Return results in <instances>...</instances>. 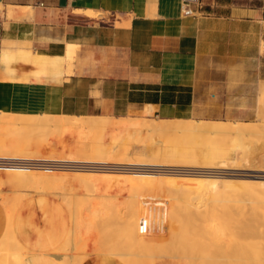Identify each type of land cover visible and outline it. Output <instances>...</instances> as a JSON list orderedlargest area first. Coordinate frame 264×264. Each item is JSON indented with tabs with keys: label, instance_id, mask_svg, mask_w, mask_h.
<instances>
[{
	"label": "crops",
	"instance_id": "obj_1",
	"mask_svg": "<svg viewBox=\"0 0 264 264\" xmlns=\"http://www.w3.org/2000/svg\"><path fill=\"white\" fill-rule=\"evenodd\" d=\"M190 8L185 16L181 0H0V112L262 120L264 0ZM10 10L20 17L8 19ZM47 196L12 213L11 237L25 251L17 264H60L53 253L70 216ZM7 224L0 202V240ZM81 264L124 263L97 255Z\"/></svg>",
	"mask_w": 264,
	"mask_h": 264
},
{
	"label": "rangeland",
	"instance_id": "obj_2",
	"mask_svg": "<svg viewBox=\"0 0 264 264\" xmlns=\"http://www.w3.org/2000/svg\"><path fill=\"white\" fill-rule=\"evenodd\" d=\"M91 13L88 14L85 12L86 15L94 16V14L93 13L91 14ZM73 61H74V59H73ZM1 113H4V112H1ZM21 115L22 114H19V116L17 118H15L16 120L14 119L15 123L16 122L19 123V125H15L16 129L13 126V127L8 128L7 130L5 129V131L4 132L2 131L0 134V161L7 162L8 164H17L18 162L24 163V164L30 163V162H40V163H45L41 166L55 165L54 162L56 163L58 161V159H60L62 157L64 158V156L66 157L68 155V154L66 155V153H69L70 156H72L71 155V153H72L74 155V157H77V155L79 156L80 154L84 153L86 156L88 154V157L91 159H88V161H84V160L78 161V162L74 161L75 164L79 163L82 165V164L90 163L91 161H94V160L95 161L99 160L100 162H97L99 165H96V167L99 168V170L101 171V174L102 173L103 174H110V173H113V171L124 172V171H129L130 169L135 168L132 165H129V163L120 160L121 158H123V156H130V157H134V159L139 157V159L142 158L141 160H144V161H142V163H144V162L145 163L141 164L140 167H138L139 169L148 170L149 168L150 169L156 168L158 170L163 171V174L161 173L162 175L159 174L160 176H163L164 174H173V173H176L177 171H183V172H186L187 174H190L192 172H201L202 171L203 173H207V174L209 173V174H214V175L220 176V178H219V180H221L220 183L222 182V180H225V181L228 180V181H226L228 183V185H226V186H228V187L225 186V184H226V183H224L225 181H223V183H221V184L219 183V185H218L220 189L225 190V191H246V190L254 189L253 185H245V184L239 185L238 182H242L241 180H245V181H249V182L252 180L253 181L254 180L264 181V179L262 178V177H264V168H262V166L264 167V116H262V120H260V121H257L254 123H244L245 125L253 126L258 131H257V133H255L252 136H247V137L242 138L243 144L239 143V142H241V138L237 139V137H235V136H229L228 137V136H214V135H212L213 136L212 137V136H196V135L192 136L190 134L161 135V134L153 133V135L152 134H140V135L133 134V136L132 135L128 136V135L122 133V136L124 137V139L121 137L120 139L117 140L116 138H119L118 136H121V133H119L117 131L112 132L111 130L106 129L102 132H98L95 134L93 133L92 136H90L92 139V142L90 144L83 145L80 143V140L82 141L81 135L76 133V132H73L71 130H66V131L60 132L58 130H53V128H47V125L48 126L53 125V123H54V125L56 124V122L59 120L58 116H47V115L41 114L42 117L44 116V118H45L44 119L40 116V114H38V115H26L27 117L25 115H22V116ZM23 117L26 118L27 121L25 119V122H24ZM63 117H76V116L68 115V116H63ZM98 118H101L103 120H109V119L110 120L111 119L116 120V119H123L125 117H98ZM54 120H55V122H54ZM61 120H62V122L66 123L65 120H63V119H61ZM139 120H141V119H139ZM145 120H147V121L143 120L145 123L173 122V121H168V120L164 121L166 119H159L156 117L152 118V119H145ZM191 120L195 124L211 123V121H203V120L200 121V119H196V118H193ZM23 122H24V125L22 124ZM212 123H215L217 125L222 124L220 122H212ZM231 123H240V122H231ZM30 124H31V126H30ZM240 124H243V123H240ZM44 126H46V128ZM33 127H34V129H33ZM117 134H118V136H117ZM93 136H94V138H93ZM126 136L128 137V139L126 138ZM90 137H88V138H90ZM132 137H133V139H132ZM114 139L116 140V142ZM126 140H129L128 141L129 143ZM96 142H97V144H96ZM233 142H235V143H233ZM236 143L238 145H236ZM239 144H241L240 147H238ZM184 146H185V148H184ZM244 146H246V147H244ZM209 148H212L214 150L215 149L218 150L217 156H221L223 154L224 160H227V162H229L230 164L228 163L227 167L225 166L226 168H224V167L220 166V164H219L220 160H218V162H216V165H214V167H212V168L211 167L207 168L204 166L200 167V164H194V165H188L187 164L186 165L184 163L183 164L181 163V165H184L186 168L184 166L182 168H180L181 167L180 160L191 159V158H196V159L210 158L213 150L212 151L208 150ZM240 148H242V149H240ZM33 149L36 151L37 156L35 153H32ZM21 151H23V155L21 154L22 153ZM25 154H26V156H25ZM27 154L28 155L34 154V155H33V157L29 158ZM17 155L19 156V158L17 157ZM109 155H112L111 158L113 160L110 161V163H107L105 161H106V157ZM242 156H245V157H242ZM26 158H29V159L24 160ZM64 159L66 160V162H68V160L66 158H64ZM171 159L172 160L174 159L175 161H179V162H169V160H171ZM29 160H30V162H29ZM119 160H120V162H119ZM165 160L167 161L168 164H166ZM157 161L159 163L160 162L165 163L166 165L161 164V163L159 164ZM81 165H79V166H81ZM166 166H169V167H166ZM2 167H4V168H2ZM203 167L205 169H203ZM40 168L43 169L42 167H34L35 171L41 170ZM183 169H185L186 171ZM12 170L13 171L14 170L19 171V173H20L21 171L27 170V168H25V166H0V202L5 209L6 216L9 217L6 230L11 227V215H12L13 211L15 210V208L17 207V205L22 200L27 199V198L32 197V196L48 195L49 194L47 197L52 196L50 198L61 202L63 200V197L58 196L56 198V196L58 194H55L56 191H57L56 193H58V191L62 193L60 188L63 189L64 193H69L68 191L72 190V191H70V194H72L73 196L70 197V199H73L75 202L80 203L83 207V210L86 209V211L84 210L85 212L83 211L84 213H82L80 217H75L74 219L71 220V221H73L74 225H75V222L78 221L79 219L81 221L83 220L82 218L86 217L85 219H87L88 218L87 216H90L91 214L94 213V211L97 210V212L94 213L95 215L93 214L95 217L98 215L96 217L97 219L95 221L91 220L92 221V229L91 230H87V228L84 227V224H82L81 221H78L79 224H78V222L76 223V225H75L76 229L73 227V225L71 226L72 228H74L73 230L71 227L69 228L68 237H67L68 240L66 239L64 244L58 250H56L54 252V253H56V255L60 254L58 256V257H60L59 259L63 258L62 259L63 261L61 260L63 263L59 259H57V260H59V263L61 262L60 264H67L68 261L70 263L71 258L73 256H74V258H72V259H75V260L74 261L72 260V262L74 264L77 257L79 258L80 262L81 261L83 262L87 258H89L90 256L102 255L103 253L100 254L99 252H97L96 248H97L98 244L106 242V239L107 240L109 239L110 241L114 240V242H119V243L124 244L123 242H125L127 239V236L125 237V235L128 234L126 232H128V230L132 228L131 224L134 223V220L131 221V219H134V217H135L134 215H136V214H139V216H141V217L144 216V217L149 219L150 231L147 235L138 236L139 238L140 237L142 238V241H141V238L138 239L136 237L139 241H137V243L134 242V243H136V246H134L133 251L136 250V252L141 253L142 257H141V259H139L140 254H139V257H136L138 254L135 255L136 259L133 258L135 261L133 259H131L132 264H134V263L137 264V262L139 264H221V263L222 264H232V262H233V264H239L240 261H241L240 262L241 264H245L246 262H247V264H251L250 263V257H252L251 260H253V257L255 255V251H254L255 240H254V237H252V236L251 237L245 236L246 241L242 243V241L240 242V241H237V239H235V235L233 236V234L231 235L229 232L224 231L223 233L226 232V234H225V235H227L226 237L229 236L228 239L231 238L230 240L232 242V245L227 242L229 240L226 241L227 238L225 237V235H222V234L219 235L218 233H217V235H218L217 239H219V236H220L221 237L219 239L220 241L217 239L216 240L214 239L213 240L214 242H212V239L215 238V236H214L215 230H213L214 227H212L213 225L209 224L210 222L208 223V221L205 223L204 220L200 219L198 221V220L192 218V215L195 213V211H198L199 208H200L199 211H202L206 207V205L204 207V204H206V202L205 203L200 202V201H194L195 203L191 202V203H193L192 205H194V206L190 207L189 210L185 211V213L183 215V222H182L181 230L179 232H174L173 233V234H175L174 238H173V236H170L171 240L169 239L168 231L173 226L171 223L168 222V219L166 220V217L165 218L163 217L164 219L162 218L160 220V223H158L159 220H154L153 218L149 217V215L154 216L156 214H159L161 216H163V215L166 216V211L168 212V208H169V205H167V204L173 203V204H176L177 206H181V207L183 205H185L186 204L185 199H187V198H186V195L184 194V192L187 189L194 190L195 189L194 185H186L183 182L182 183H181V181L177 182V180H174V179L173 180L172 179L171 180H166V179H157L156 180V178L155 179H147V180L146 179H139V180L137 179L138 181H136V183L134 182V184H135L134 189L132 191L129 190L130 193L127 194L128 189H126L127 190L126 191L124 189V186H125V188H127L126 186L128 184H125L122 186L120 185L121 186L120 189H117L119 187H116V184L114 182H112L109 187L106 185H95V187H96L95 188L94 185H88L89 187L86 186L88 188L84 187L85 188L84 189L83 187H81V190H80V188H77L76 186H74V187L71 186L70 187L71 189L70 188L68 189V187H65L63 185L56 184V183H50L48 180H45L44 177H42V179L40 177L39 178L40 181L36 180L37 182H35V180L33 181V179H31V178L32 177L36 178V177H34L33 175L30 176V174L27 176H26V174H24V176H23V174L20 173V174H18L19 177H17L18 176L17 174L12 175V177H15V176L17 177V178L15 177L13 179L12 177H10L11 175L9 174V173H11ZM7 174H9L10 176L8 175V177H7ZM20 175H21V177H20ZM141 177H143V176H141ZM158 178H163V177H158ZM260 178H261V180H260ZM140 180L144 181V182H140ZM233 180L236 181L237 184H234L235 182L231 183ZM138 182L141 183L142 185H140ZM171 182H173L172 185H171ZM36 183H38V184H36ZM39 183H42V185L39 186ZM229 183L231 185H229ZM43 184L44 185L47 184L46 186L49 189L47 187H46L47 189L46 188L43 189L45 187ZM50 184L52 186H50ZM35 185H37V187L39 186L38 187L39 190L37 189V187ZM143 185L145 187L146 186L147 187L145 188V187H143ZM162 185H163V187H161ZM221 185L223 188L221 187ZM148 186L150 188H152L153 191H152V189L150 190V188ZM247 186L248 187L250 186L249 189ZM92 187H93V189H89ZM171 188H173V189L175 188V191ZM121 189H123L124 191ZM85 190H87L88 192ZM173 191L175 194L172 193ZM148 193H150L151 195H148ZM89 194H90V196H89ZM173 194H174V196H176V199H181L180 200L181 202L174 200L175 197L172 196ZM103 195L104 196L115 195V198L106 197L105 198L106 200L102 201V199H100V198H102ZM147 196H149V197L146 198ZM107 198H108V201H107ZM137 198H139V199H137ZM58 199H61V200H58ZM16 202H17V204L14 205ZM150 202H154V203H150ZM199 202H200L202 208L200 207ZM216 202H214V203H216L217 205H229V206L234 205V206H236L239 204V203H233V202L231 203V201H229V203L226 201H225V203L218 202V201H216ZM245 202H246V205L249 206V207L244 206L247 209L248 213H246V211H245V213L248 214V217L246 219H243V223L245 222L244 223L245 227L243 225H241L244 227V230L243 229H242L243 231L240 230L241 232H239V233L240 234L242 232H245V234L247 232L250 233V231H247V229H250L252 231V230H254L255 227L257 228V225L258 226L261 225V227H259V228L264 229V216H259L258 218H260L261 219L260 220L257 218L258 214L255 215L253 212L252 213L254 215L249 214V212H250L249 209L251 207L250 206L251 201L245 200V201H242L241 203L245 204ZM241 203H240V205L243 206V204H241ZM12 204L14 205V207L12 206ZM64 204L65 203L63 202V205ZM102 205H104V206H102ZM10 206L12 209L9 208ZM64 206L67 207L66 204ZM197 206H198V208H197ZM91 207H94V209L95 208L96 209L94 210ZM126 207L128 209H126ZM7 208H9L12 211V213L10 215L6 211ZM101 209L104 210V212L106 210V212L104 213ZM87 210L89 212H87ZM135 210H136V213H135ZM191 210H193V211H191ZM129 211L131 213V216L128 215V214H130V213H128ZM163 211H164V214H163ZM233 211L235 212L236 215L233 217L234 220L232 219V221H231V227L235 228L236 226L238 227V223L242 220L241 219L242 213L237 212L236 210H233ZM68 212H70V211L68 210L67 213ZM115 212H116V214L119 212L118 213L119 216L122 217L123 219H120V221L119 220L117 221V219H113L114 217L111 215L112 214L116 215ZM110 213H112V214H110ZM121 214H122V216H121ZM125 214H126V216H129V217H126ZM68 216H69V213H68ZM132 216H133V218H132ZM124 217L126 219H124ZM102 218L104 219V221ZM106 219H109V220L107 221ZM156 219H158V217ZM220 219L221 220H216L217 221L216 223L217 224L220 223L222 225H220V224L216 225V228H220V226H221V228L223 227L222 229L224 230V226H225L226 222H224L223 218H220ZM262 219H263V221H262ZM71 221H70V223H71ZM116 221H117V223H116ZM166 222H167V225L165 226ZM247 222L249 223V226L252 229L250 227H248V225H246V224H248ZM256 222L259 224H257ZM206 224L208 227H206ZM201 225H202V227H201ZM226 225H228V224H226ZM167 226H169V227H167ZM210 226L212 227V229ZM229 226H230V224H229ZM252 226H254V227H252ZM95 227H96V229H95ZM165 227H167V228H165ZM164 229H165V231H164ZM120 231L122 234L120 233ZM6 232L7 231H5V234L3 237L4 239H5V237L8 238ZM205 232H207V233H205ZM209 232L211 234L213 232L212 236L208 235V234H210ZM72 233H74V234H72ZM203 233H205V234H203ZM163 234L164 235L166 234V236H164ZM245 234H243L242 236H244ZM253 234H254V232H253ZM215 235H216V233H215ZM253 236H255V235H253ZM3 238L0 240L1 242H2ZM163 238L164 239L167 238V239L164 240ZM224 238H226V239H224ZM12 239H14V238H12ZM223 240L226 241V243L223 242ZM68 241H69V244L67 243ZM110 241H107V242H110ZM215 241L218 242L216 247L213 246V245H215ZM1 242H0V244H1ZM13 242L15 243L14 246H16V248H14V246H12L11 251H14L15 253L21 252L23 249L20 247V245L16 242L15 239L13 240ZM146 242H147V244H148V242L151 243L152 248H150L151 246H149L148 249L143 248L142 246ZM159 242H161V243H159ZM222 243H224V244H222ZM233 243H234V245H233ZM227 244H229V245H227ZM160 245H162V247H167L166 251L163 252L162 251L163 248H161ZM18 246H19V248H18ZM80 246H82V247L80 248ZM223 246H224V249H225V247L227 248V250L225 249L228 252L227 254H226V251L222 249ZM232 246H235L236 249H234V247L231 248ZM68 248H69V250H67ZM78 248H79V250H78ZM160 248H161V250H160ZM217 248H219V249H217ZM230 248H231V250H230ZM80 249H82V250H80ZM153 249H154V251H153ZM243 249H245V250H243ZM216 250L217 251L219 250L220 252H217ZM233 250H236L235 252H237V253L233 252L235 255L237 254L236 257L231 252ZM150 251H151V253H150ZM221 251H222V253H221ZM223 251H225V252H223ZM242 251H243V253H246V254L248 252V256L246 258H244L246 256V254H244L245 256H242V255L240 256V254H242ZM2 252H3V250H2ZM22 252L25 253L24 250ZM65 252L69 253L71 258H69L70 256L69 255L67 256V254ZM169 252H170V254H169ZM183 252H186V253H183ZM86 253H87V256L85 257L83 254H86ZM204 253H207V254H204ZM214 253L215 254L217 253V255H215ZM218 253L223 254L224 256L227 255L228 258H227V256L224 257L223 255H221L220 257H216V256L220 255ZM63 254H65L67 257H62ZM72 254H73V256H72ZM105 254L107 256L110 255V254L108 255L107 253H105ZM105 254H103V255H105ZM142 254L144 255V257L147 255L148 256L146 258H144ZM177 254H179L178 255L179 257L177 256ZM207 255H208V257H207ZM110 256L116 258V255L111 254ZM99 257L102 260L104 259L102 256H99ZM191 257H192V259H191ZM222 257H223V259H225V260L228 259V260L224 261L222 259ZM64 258H65V260H64ZM117 258L119 261H121L124 264H131L130 261H127L121 257L119 258V256ZM238 258L239 259L241 258V259L238 261ZM188 260H190V261H188ZM217 260L218 261L223 260V261L218 262ZM13 261L14 260H12V259H8L4 263L5 264H17L19 262L18 261L16 263H14ZM64 261H66V262L64 263ZM72 262H71V264H72ZM80 262H78L77 264H79Z\"/></svg>",
	"mask_w": 264,
	"mask_h": 264
},
{
	"label": "bare ground",
	"instance_id": "obj_3",
	"mask_svg": "<svg viewBox=\"0 0 264 264\" xmlns=\"http://www.w3.org/2000/svg\"><path fill=\"white\" fill-rule=\"evenodd\" d=\"M24 11L25 10H23L21 13H24ZM85 13V12H84ZM86 13H91L90 11H87ZM92 14V13H91ZM90 14V15H91ZM18 17H20V16H17L16 14H14V13H12V10H10V11H8V14H7V18L8 19H17ZM93 17V16H92ZM19 116V114H16V113H1L0 112V134H1V132L3 131H5V129L7 130L8 128H10V127H13L14 126V128L16 129V126L15 125H19V123H15L14 122V119L15 118H17ZM22 116V115H21ZM26 116V115H25ZM40 116H41V114H40ZM27 117V116H26ZM36 117V116H35ZM42 117V116H41ZM24 118V117H23ZM42 118H44V116L42 117ZM63 119V120H65L66 121V123L65 122H62V120L61 119ZM25 119L26 118H24V122H25ZM45 119V118H44ZM58 121L56 122V124L54 125V123H53V125H47V128H53V130H58V131H66V130H71V131H73V132H76V133H78V134H80L81 135V138H82V141L80 140V143L81 144H83V145H87V144H90L91 142H92V139H91V137L90 136H92V134L94 133H98V132H102V131H104V130H106V129H108V130H111L112 132L114 131V132H119V133H121V136H118V134H117V136L119 137V138H116L117 140L118 139H120L121 137L124 139V137L122 136V133H124V134H126V135H128V136H133V134H137V135H140V134H152L153 135V133H155V134H161V135H173V134H190V135H196V136H212V135H214V136H235V137H237V139L238 138H241V142H239V143H242V141H243V139L242 138H244V137H247V136H252V135H254L255 133H257V129H255L253 126H249V125H245V124H240V123H231V122H225V123H222L221 125H217V124H215V123H206V124H195L194 122H192V121H173V122H152V123H145L143 120H139V119H109V120H103V119H101V118H87V117H62V116H58ZM16 120V119H15ZM23 120V119H22ZM26 121H27V119H26ZM24 122L22 123L23 125H24ZM51 122V121H50ZM53 122V121H52ZM54 122H55V120H54ZM199 123V122H198ZM34 124V123H33ZM41 124V123H40ZM39 125V124H38ZM37 125V126H38ZM30 126H31V124H30ZM33 126V125H32ZM36 126V127H37ZM45 128H46V126H44ZM30 128V127H29ZM38 128V127H37ZM32 129V128H31ZM33 129H34V127H33ZM74 134V133H73ZM112 134V133H111ZM79 135V136H80ZM258 135V134H257ZM78 136V137H79ZM88 137H90V138H88ZM96 137V136H95ZM213 137V136H212ZM89 140H88V139ZM93 138H94V136H93ZM126 138L128 139V137L126 136ZM132 139H133V137H132ZM95 140V139H94ZM115 140V139H114ZM122 140V139H121ZM123 141V140H122ZM127 142L129 141V140H126ZM115 142H116V140H115ZM118 142V141H117ZM245 142V141H244ZM95 143V142H94ZM129 143V142H128ZM127 143V144H128ZM233 143H235V142H233ZM96 144H97V142H96ZM117 144V143H116ZM119 144V143H118ZM176 144V143H175ZM178 144V143H177ZM243 144V143H242ZM122 145V144H121ZM181 145V144H180ZM236 145H238L237 143H236ZM18 146V145H17ZM241 146V144H239V146L238 147H240ZM244 147H246V146H244ZM179 148V147H178ZM184 148H185V146H184ZM194 148V147H193ZM235 148V147H234ZM249 148V147H248ZM24 149V148H23ZM240 149H242V148H240ZM246 149V148H245ZM208 150H213V152H212V154H211V157L210 158H202V159H196V158H191V159H183V160H180V165H181V163L183 164H188V165H194V164H200V167L201 166H204V167H207V168H212V167H214V165H216V162H218V160H220V162H219V164H220V166L221 167H224V168H226L227 167V164L229 163V162H227V160H224V156H223V154L221 155V156H217V151L218 150H214V149H212V148H209ZM35 150L33 149V151H32V153H35L36 154V151L34 152ZM67 151V150H66ZM246 151V150H245ZM22 152V153H21ZM20 153L23 155V151H21ZM15 153V152H14ZM27 153V152H26ZM238 153V152H237ZM246 153V152H245ZM18 154V153H17ZM68 154V155H67ZM19 155V154H18ZM17 155V157L19 158V156ZM21 155V156H22ZM28 155V154H27ZM32 155V154H31ZM31 155H28V157L30 158V157H33V155L31 156ZM66 157L64 156V158H66L67 160H68V162H66V160L62 157V158H60V159H58V161L55 163L54 162V164L55 165H48V166H42V168L43 169H41V170H39V171H35V169L33 170V169H28V167H25V168H27V170H25V171H21L20 173L21 174H23V176H24V174H26V176L27 175H29L30 174V176L31 175H33L34 177H36V178H31V179H33V181L35 180V182H37L36 180H39L40 181V177H41V179H42V177H44V179L45 180H48L50 183H56V184H60V185H63V186H65V187H68V189L71 187V186H76L77 188H80V190H81V187H86V186H88V185H94V187H95V185H106V186H110V184L112 183V182H114L115 184H116V187H119V188H117V189H120L121 188V186L122 185H125V184H128L126 187L127 188H125V186H124V189L126 190V189H128V193L127 194H129L130 192H129V190L130 191H132L133 189H134V182L136 183V181H138L139 179H155L156 178V180L157 179H166V180H177V182H179V181H181V183L183 182L184 184H186V185H194V187H195V189L194 190H190V189H187L185 192H184V194L186 195V198L187 199H185L186 200V204L185 205H183L182 207L181 206H177L176 204H173V203H170V204H167V205H169V208H168V212L166 211V216L165 215H163V216H161V215H159V214H156V215H152V216H150L149 215V217L150 218H153L154 220H159L158 221V223H160V220L164 217H166V220L168 219V222L169 223H171L172 224V228H170V230L168 231V233H169V239H170V236H173V238H174V235L175 234H173L174 232H179L180 230H181V227H182V222H183V215H184V213H185V211L186 210H189L190 209V207H193L194 205H192L193 203H191V202H194V201H200V202H206V204H204V207H205V205H206V207L202 210V211H199L200 210V208L198 209V211H195V213L192 215V218L193 219H196V220H204L205 221V223L208 221V223L209 224H212L213 226L212 227H214L213 228V230H215V233H216V235H215V233H214V236H215V238H213L212 239V242H214L213 240L215 239H217V233L219 234V235H225L226 234V232L225 233H223L224 231H227V232H229L231 235L233 234V236L235 235V239H237V241H242V243L243 242H245L246 241V237H254V240H255V242H254V251H255V255H254V257H253V260H251V258L252 257H250V263L251 264H264V229H260L259 227H261V225H257V228L255 227L254 228V230H250V229H247V231H250V233L249 232H247L246 234H245V232H242L243 234H245L244 236H242L243 234L241 233H239V232H241V231H243L244 230V223H243V219H246L247 217H248V214H246V213H248L247 212V209H246V207H244V206H247L246 205V202H245V204H243V203H241L242 201H245V200H249V201H251V207H250V212H249V214H251V215H257V218L259 217V216H264V181H258V180H252V181H245V180H241L242 182H238V184L239 185H241V184H245V185H253V187H254V189H250V190H246V191H225V190H222V189H220L219 188V183H220V181L221 180H219V178H220V176H217V175H214V174H207V173H203L202 171L201 172H192V173H190V174H187L186 172H183V171H177L176 173H173V174H164L163 176H160L159 174H163V171H161V170H158V169H156V168H153V169H148V170H143V169H139L138 167H140V165L141 164H144V163H142V161H144V160H141V159H139V157H137V158H135L134 159V157H130V156H123V158H121L120 160H122V161H125V162H127V163H129V165H132L133 167H135V168H133V169H130L129 171H124V172H115V171H113V173H110V174H101V171L99 170V168L98 167H96V165H99L97 162H100L99 160H94V161H91L90 163H87V164H82V165H88V166H90V167H86V169H81L80 168V166L79 165H81V164H75L74 163V161H76V162H78V161H88V159H91V158H89L88 157V154H87V156L83 153V154H80L79 156L77 155V157H74V155L71 153V155L74 157H72V156H70V154L69 153H66ZM25 156H26V154H25ZM36 156H37V154H36ZM111 156L112 155H109V156H107L106 157V161L105 162H107V163H110V161H112L113 159L111 158ZM23 157V156H22ZM95 157V156H94ZM242 157H245V156H242ZM29 158H26V159H24V160H27V159H29ZM154 159V158H153ZM168 159V158H167ZM243 159V158H242ZM65 160V161H64ZM115 160V159H114ZM120 160H119V162H120ZM159 160V159H158ZM239 160V159H238ZM164 161V160H163ZM166 161V160H165ZM245 161V160H244ZM22 162V161H21ZM29 162H30V160H29ZM158 162V161H157ZM169 162H179V161H175L174 159L172 160H169ZM52 163V162H51ZM159 163V162H158ZM161 163V162H160ZM159 163V164H160ZM262 163V162H261ZM62 164V165H61ZM115 164V163H114ZM121 164V163H120ZM148 164V163H147ZM151 164V163H150ZM161 164H164V165H166V164H168L167 163V161H166V164L165 163H161ZM174 164V163H173ZM172 164V165H173ZM176 164V163H175ZM230 164V163H229ZM124 165V164H123ZM127 165V164H126ZM153 165V164H152ZM158 165V164H157ZM171 165V164H170ZM233 165V164H232ZM245 165V164H244ZM150 166V165H149ZM174 166V165H173ZM184 165H181V167L180 168H182ZM226 166V167H225ZM248 166V165H247ZM258 166V165H257ZM166 167H169V166H166ZM185 167V166H184ZM189 167V166H188ZM199 167V168H200ZM203 167V169H205ZM220 167V168H221ZM243 167V166H242ZM17 168V167H16ZM95 168V169H94ZM97 168V169H96ZM130 168V167H129ZM144 168V167H143ZM186 168V167H185ZM190 168V167H189ZM237 168V167H236ZM262 168H264L263 166H262ZM146 169V168H145ZM162 169V168H161ZM170 169V168H169ZM172 169V168H171ZM175 169V168H174ZM193 169V168H192ZM222 169V168H221ZM243 169V168H242ZM247 169V168H246ZM22 170V169H21ZM183 170H185V169H183ZM100 171V172H99ZM173 171V170H172ZM186 171V170H185ZM189 171V170H188ZM111 172V171H110ZM211 172V171H210ZM9 173V172H8ZM19 173V171H11V173H9V174H7V177H8V175L10 176V177H12V175H18V174H20ZM36 174V175H35ZM161 174V175H162ZM159 175V176H158ZM141 176H143V177H141ZM146 176V177H145ZM16 177V176H15ZM15 177H12L13 179L15 178ZM17 177H19V175L17 176ZM16 177V178H17ZM20 177H21V175H20ZM158 177H163V178H158ZM222 177V176H221ZM254 177V176H253ZM258 177V176H257ZM11 178V179H12ZM226 178V177H225ZM263 179H264V177H262ZM12 179V180H13ZM138 179V180H137ZM255 179V178H254ZM259 179V178H258ZM27 180V179H26ZM260 180H261V178H260ZM151 181V180H150ZM154 181V180H153ZM223 181H225V180H222V182L221 183H223ZM226 181H228V180H226ZM224 182V183H226L225 184V186L226 185H228V183L227 182ZM24 182V181H23ZM32 182V181H31ZM30 182V183H31ZM140 182H144V181H141L140 180ZM176 182V183H177ZM235 182V183H234ZM139 183V182H138ZM220 183V184H221ZM231 183H234V184H237V182L236 181H232ZM36 184H38V183H36ZM140 185H142L141 183H139ZM144 184V183H143ZM173 184V182H171V185ZM40 185H42V183H39V186ZM44 185V184H43ZM47 184H45L44 186V188L43 189H45L47 186H46ZM59 185V186H60ZM114 185V184H113ZM121 185V186H120ZM139 185V186H140ZM145 185V184H144ZM143 185V187H145ZM161 185V184H160ZM170 185V186H171ZM183 185V184H182ZM229 185H231L230 183H229ZM36 187H37V185H35ZM38 186V187H39ZM50 186H52L51 184H50ZM56 186V185H55ZM31 187V186H30ZM38 187H37V189H38ZM89 187V186H88ZM88 187H86V188H88ZM91 187V186H90ZM147 187V186H146ZM145 187V188H146ZM149 187V186H148ZM158 187V186H157ZM161 187H163V185L161 186ZM221 187H222V185H221ZM226 187H228V186H226ZM239 187V186H238ZM248 187V186H247ZM250 187V186H249ZM249 187H248V189H249ZM48 188V187H47ZM46 188V189H47ZM56 188V187H55ZM54 188V189H55ZM60 188V187H59ZM96 188V187H95ZM101 188V187H100ZM150 188V187H149ZM156 188V187H155ZM223 188V187H222ZM49 189V188H48ZM71 189V188H70ZM85 189V188H84ZM89 189H93V187L92 188H89ZM142 189V188H141ZM152 188H150V190H151ZM161 189V188H160ZM171 189H173V188H171ZM39 190V189H38ZM60 190L62 191V193L61 192H59L58 191V193H56L55 192V194H58L57 196H56V198L58 197V196H62L63 197V202L66 204V210H69L70 212H68L69 213V216H70V221L72 220V219H74L75 217H80L81 216V214L82 213H84L85 211H86V209H84L83 210V207H82V205L80 204V203H77V202H75L73 199H70V197H72L73 195L72 194H70V191H72V190H70V191H68L69 193H64L63 192V189L62 188H60ZM79 190V189H78ZM121 190H123V189H121ZM174 191H175V188L173 189ZM83 191V190H82ZM85 191H87V190H85ZM92 191V190H91ZM124 191V190H123ZM152 191H153V189H152ZM174 191L172 192V193H174ZM41 192V191H40ZM48 192V191H47ZM88 192V191H87ZM147 192V191H146ZM39 193V192H38ZM116 194V193H115ZM175 194V193H174ZM174 194L172 195V196H174ZM22 195V194H21ZM49 195V194H48ZM82 195V194H81ZM99 195V194H98ZM148 195H151L150 193H148ZM89 196H90V194H89ZM104 196V195H103ZM102 196V198H100V199H102V201H105L106 199V197H108V198H115V195H113V196H109V195H107V196H104L103 197ZM131 196V195H130ZM87 197V196H86ZM129 197V196H128ZM136 197V196H135ZM134 197V198H135ZM149 196H147L146 198H148ZM156 197V196H155ZM175 197V199L174 200H177V201H179V202H181L180 200L181 199H176V196H174ZM61 198V197H60ZM98 198V197H97ZM108 198H107V201H108ZM143 198V197H142ZM129 199V198H128ZM137 199H139V198H137ZM144 199V198H143ZM167 199V198H166ZM22 200V199H21ZM58 200H61V199H58ZM88 200V199H87ZM93 200V199H92ZM133 200V199H132ZM173 200V199H172ZM17 201V200H16ZM61 201V202H62ZM85 201V200H84ZM135 201V200H134ZM216 201H218V202H223V203H225V201L226 202H228L229 203V201H231V203L233 202V203H239L238 205H236V206H229V205H217L216 203ZM6 202V201H5ZM20 202V201H19ZM62 202V203H63ZM156 202V201H155ZM176 202V201H175ZM200 202H199V204H200ZM214 202H216V203H214ZM143 203V202H142ZM150 203H154V202H150ZM169 203V202H168ZM195 203V202H194ZM240 203L241 204H243V206H241L240 205ZM250 203V202H249ZM17 204V202L14 204V205H16ZM64 204V205H65ZM88 204V203H87ZM145 204V203H144ZM147 204V203H146ZM227 204V203H226ZM14 205L12 204V206L14 207ZM110 205V204H109ZM166 205V206H167ZM100 206V205H99ZM102 206H104V205H102ZM106 206V205H105ZM112 206V205H111ZM110 206V207H111ZM203 206V205H202ZM16 207V206H15ZM133 207V206H132ZM168 207V206H167ZM200 207H201V204H200ZM247 207H249V206H247ZM9 208H11V206L9 207ZM9 208H7V212H8V214L10 215L11 213H12V211L9 209ZM91 208H93L94 209V207H91ZM113 208V207H112ZM137 208V207H136ZM197 208H198V206H197ZM202 208V207H201ZM12 209V208H11ZM96 209V208H95ZM94 209V210H95ZM105 209V208H104ZM126 209H128L127 207H126ZM135 209V208H134ZM99 210V209H98ZM102 210V209H101ZM164 210V209H163ZM197 210V209H196ZM233 210H236L237 212H240V213H242V220L238 223V227L235 229L234 227H231V221H232V219H233V217L236 215L235 214V212L233 211ZM248 210V211H249ZM255 210V211H254ZM84 211V212H83ZM103 212H104V210H102ZM133 211V210H132ZM172 211V212H171ZM191 211H193V210H191ZM245 211H246V213H245ZM87 212H89L88 210H87ZM95 212H97V210L96 211H94V213ZM105 212H106V210H105ZM104 212V213H105ZM254 214H253V213ZM93 213V214H94ZM119 213V212H118ZM116 214V212H115V214L116 215H113L112 213H110V214H112L111 216H113L114 218L113 219H117V221L119 220L120 221V219H123L122 217H120L119 216V214ZM128 213H130V211L128 212ZM127 213V214H128ZM135 213H136V210H135ZM93 214H91L90 216H87L88 218L87 219H85V218H82L83 220L81 221L80 219L78 220V221H81V223L82 224H84V227H86L87 228V230H91L92 229V221L91 220H93V221H95L97 218V216L95 217ZM97 214V213H96ZM99 214V213H98ZM102 214V213H101ZM144 214V213H143ZM163 214H164V211H163ZM100 215V214H99ZM105 215V214H104ZM124 215V214H123ZM129 216H131V213L130 214H128ZM12 216V215H11ZM92 216V217H91ZM102 216V215H101ZM106 216V215H105ZM121 216H122V214H121ZM125 216H126V214H125ZM129 216H126V217H129ZM135 217H134V219H131V221H133L134 220V223L133 224H131L132 225V228L131 229H129L128 230V232H126V233H128L127 235H125V237L127 236V239H126V241L125 242H123L124 244H122V243H119V242H114V240H107L106 239V242H104V243H100V244H98V246H97V248H96V251L97 252H99L100 254H105V253H107L108 255L110 254H112V255H116V258L119 256V258L121 257V258H123V259H125V260H127V261H130L131 262V264H132V260L131 259H136L135 258V255H137L136 257H139V254H140V258L139 259H141V253H139V252H136V250L135 251H133V248H134V246H136V243H137V241H139L138 239H140L138 236H140L141 234H140V228H141V225L139 226V223H140V221H147V219H146V217H141V216H139V214H136V215H134ZM250 216V215H249ZM95 219H94V218ZM104 217V216H103ZM158 217V219H156ZM169 217V218H168ZM7 218H9V217H7ZM93 218V219H92ZM105 218V217H104ZM132 218H133V216H132ZM163 218V219H164ZM220 218H223V220H224V222H226L225 223V226H224V230L221 228V226H220V228H216V225H219L220 223H216L217 221L216 220H221ZM262 218V217H261ZM100 219V218H99ZM103 219V218H102ZM124 219H126L125 217H124ZM258 219H260V218H258ZM9 220V219H8ZM107 221L109 220V219H106ZM129 220V219H128ZM165 220V221H166ZM234 220V219H233ZM238 220V219H237ZM261 220V219H260ZM78 221H76L75 222V225H76V223L78 222ZM103 221H104V219H103ZM117 221H116V223H117ZM262 221H263V219H262ZM98 222V221H97ZM156 222V221H155ZM95 223V222H94ZM207 223V224H208ZM216 223V224H215ZM233 223V222H232ZM248 223V222H247ZM257 223V222H256ZM71 225H70V227L73 225V227L76 229V227H75V225L73 224V221H71V223H70ZM78 224H79V222H78ZM204 224V223H203ZM207 224H206V227H208L207 226ZM226 224H228V225H226ZM229 224H230V226H229ZM257 224H259V223H257ZM98 225V224H97ZM105 225V224H104ZM167 225V222H166V224H165V226ZM220 225H222V224H220ZM241 225H243V226H241ZM246 225H248V227H250L249 226V223L248 224H246ZM254 225V224H253ZM164 226V225H163ZM255 226V225H254ZM254 226H252V227H254ZM123 227V226H122ZM167 227H169V226H167ZM167 227H165V228H167ZM201 227H202V225H201ZM211 227V226H210ZM212 227H211V229H212ZM241 227V228H240ZM263 227V226H262ZM72 228V227H71ZM74 228H72V230L74 229ZM174 228V229H173ZM251 228V227H250ZM259 228V229H258ZM95 229H96V227H95ZM163 229V228H162ZM207 229V228H206ZM243 229V230H242ZM252 229V228H251ZM127 230V229H126ZM168 230V229H167ZM166 230V231H167ZM212 230V231H213ZM241 230V231H240ZM7 232V237L8 238H6L5 237V239L3 238V240H2V242H1V244H0V264H5L4 262L5 261H7L8 259H12V260H14L13 262L14 263H16V262H18L21 258H23V256H24V252H18V253H15L14 251H11V249H12V246H14L15 245V243L13 242V240L14 239H12V228L10 227V228H8L7 230H6ZM164 231H165V229H164ZM74 232V231H73ZM77 232V231H76ZM211 232V231H210ZM209 232V233H210ZM253 232H254V234H253ZM100 233V232H99ZM120 233H121V231H120ZM166 233V232H165ZM205 233H207V232H205ZM205 233H203V234H205ZM9 234V235H8ZM72 234H74V233H72ZM122 234V233H121ZM199 234V233H198ZM212 234H213V232H212ZM212 234L210 233V234H208V235H211L212 236ZM11 235V236H10ZM70 235V234H69ZM164 235V234H163ZM197 235V234H196ZM207 235V234H206ZM205 235V236H206ZM253 235H255V236H253ZM6 236V235H5ZM112 236V235H111ZM162 236V235H161ZM164 236H166V234L164 235ZM180 236V235H179ZM198 236V235H197ZM227 235H225V237H226ZM246 236V237H245ZM115 237V236H114ZM138 239H137V238ZM209 237V236H208ZM229 237V236H228ZM228 237H226V238H224V239H226V241L227 240H229V241H227L228 243H230L231 245H232V242H231V238L230 239H228ZM149 238V237H148ZM157 238V237H156ZM207 238V237H206ZM210 238V237H209ZM208 238V239H209ZM212 238V237H211ZM221 237L219 236V239H220ZM234 238V237H233ZM71 239V238H70ZM164 239V238H163ZM167 239V238H166ZM166 239H164V240H166ZM219 239H217V240H219ZM68 240V239H67ZM88 240V239H87ZM125 240V239H124ZM163 240V241H164ZM171 240V239H170ZM173 240V239H172ZM178 240V239H177ZM210 240V239H209ZM251 240V239H250ZM102 241V240H101ZM107 241H110V242H107ZM141 241H142V238H141ZM144 241V240H143ZM168 241V240H167ZM220 241V240H219ZM226 241H224L223 240V242H225L226 243ZM236 241V240H235ZM248 241V240H247ZM253 241V240H252ZM72 242V241H71ZM134 242H136V243H134ZM162 242V241H161ZM161 242H159V243H161ZM165 242V241H164ZM209 242V241H208ZM211 242V241H210ZM222 242V241H221ZM68 244H69V241L67 242ZM73 243V242H72ZM71 243V244H72ZM141 243V242H140ZM143 243V242H142ZM154 243V242H153ZM163 243V242H162ZM177 243V242H176ZM217 243L218 242H216L215 241V245H213V246H217ZM80 244V243H79ZM139 244V243H138ZM150 244V245H149ZM166 244V243H165ZM175 244V243H174ZM222 244H224V243H222ZM249 244V243H248ZM78 245V244H77ZM82 245V244H81ZM163 245V244H162ZM162 245H160L161 246V248H163L162 249V251L164 252V251H166V248L167 247H162ZM207 245V244H206ZM227 245H229V244H227ZM233 245H234V243H233ZM149 246H151V243H149L148 242V244H147V242L146 243H144L143 244V248H146V249H148L149 248ZM226 246V245H225ZM245 246V245H244ZM82 246H80V248H81ZM214 247V248H215ZM230 247V246H229ZM234 247V249H236L235 248V246H232L231 248H233ZM243 247V246H242ZM14 248H16V246H14ZM18 248H19V246H18ZM73 248V247H72ZM150 248H152V246L150 247ZM161 248H160V250H161ZM209 248V247H208ZM222 248V247H221ZM231 248H230V250H231ZM217 249H219V248H217ZM223 250H227V248L225 247V249H224V246H223V248H222ZM2 250H3V252H2ZM67 250H69V248L67 249ZM78 250H79V248H78ZM80 250H82V249H80ZM86 250V249H85ZM156 250V249H155ZM221 250V249H220ZM225 250V251H226ZM243 250H245V249H243ZM66 251V250H65ZM95 251V252H96ZM153 251H154V249H153ZM215 251V250H214ZM217 251V250H216ZM225 251H223V252H225ZM236 250H233V251H231L232 253L234 252V253H237V252H235ZM247 251V250H246ZM61 252V251H60ZM67 252V251H66ZM65 252V253H66ZM80 252V251H79ZM136 252V253H135ZM162 252V253H163ZM181 252V251H180ZM194 252V251H193ZM212 252V251H211ZM217 252H220L219 250L217 251ZM150 253H151V251H150ZM149 253V254H150ZM183 253H186V252H183ZM189 253V252H188ZM202 253V252H201ZM221 253H222V251H221ZM228 252L226 251V254H227ZM233 253V255H235ZM254 253V252H253ZM67 254V256L69 255V253H66ZM102 254V255H103ZM169 254H170V252H169ZM181 254V253H180ZM204 254H207V253H204ZM215 254V253H214ZM218 254H220V253H218ZM225 254V253H224ZM244 254H246V253H243V251H242V254H240V256L242 255V256H245ZM250 254V253H249ZM52 255V254H51ZM53 255L54 256H59L60 254H58V255H56V253H53ZM64 255V256H63ZM62 255V257H67L65 254H63ZM85 257L87 256V253L86 254H83ZM106 255V254H105ZM109 255V256H110ZM143 255V254H142ZM179 254H177V256H178ZM183 255V254H182ZM215 255H217V253L215 254ZM221 255H223V254H220V255H218V256H216V257H220ZM237 255V254H236ZM236 255H235V257H236ZM251 255V254H250ZM70 256V255H69ZM72 256H73V254H72ZM82 256V255H81ZM83 256V257H84ZM148 256V255H147ZM147 256H145L144 257V255H143V257L144 258H146ZM171 256V255H170ZM203 256V255H202ZM224 256V255H223ZM227 256V255H226ZM226 256H224V257H226ZM232 256V255H231ZM239 256V257H240ZM248 256V252H247V254H246V256L244 257V258H246ZM56 257V258H57ZM84 257V258H85ZM158 257V256H157ZM179 257V256H178ZM193 257V256H192ZM192 257H191V259H192ZM207 257H208V255H207ZM234 257V258H235ZM60 257H58L57 259H59ZM69 258H71V256L69 257ZM72 258H74V256L72 257ZM71 258V261H70V263H69V261L67 262V264H71V262H72V260L74 261L75 259H72ZM227 258H228V256H227ZM233 258V257H232ZM63 258H61V259H59L60 261L62 260ZM67 259V258H66ZM118 259V258H117ZM133 259V260H134ZM189 259V258H188ZM222 259H223V257H222ZM237 259V258H236ZM235 259V260H236ZM241 259V258H240ZM239 258H238V261L240 260ZM58 260V261H59ZM64 260H65V258H64ZM79 260V258L77 257V259H76V263L74 262V264H77L78 262H80V260ZM187 260V259H186ZM224 261H227V260H225V259H223ZM223 260H217L218 262H220V261H223ZM245 260V259H244ZM63 261V260H62ZM61 261V262H62ZM135 261V260H134ZM146 261V260H145ZM188 261H190V260H188ZM60 262V263H61ZM66 261H64V263H65ZM82 262V261H81ZM80 262V263H81ZM129 262V263H130ZM140 262V261H139ZM241 262V261H240ZM239 262V264H241ZM63 263V262H62ZM79 263V264H80ZM188 263V262H187ZM224 263V262H223ZM229 263V262H228ZM245 263V262H244ZM72 264H73V262H72ZM134 264H136V263H134ZM137 264H139L138 262H137ZM222 264V263H221ZM232 264H233V262H232ZM245 264H247V262L245 263Z\"/></svg>",
	"mask_w": 264,
	"mask_h": 264
},
{
	"label": "built area",
	"instance_id": "obj_4",
	"mask_svg": "<svg viewBox=\"0 0 264 264\" xmlns=\"http://www.w3.org/2000/svg\"><path fill=\"white\" fill-rule=\"evenodd\" d=\"M198 0H181L182 3V8H183V15L185 16H189L192 14V10L190 8V6L197 2ZM262 34L264 36V30L262 31ZM45 163H40V162H30V163H20L18 162L17 164H8L7 162L4 161H0V166H25L28 167V169H33L34 167H42L41 165H43ZM62 165V164H61ZM86 167H90L88 165H81L80 168L81 169H86ZM4 168V167H2ZM147 221H140L139 226L141 225L140 228V234L141 235H147L150 231V221L148 218H146Z\"/></svg>",
	"mask_w": 264,
	"mask_h": 264
}]
</instances>
